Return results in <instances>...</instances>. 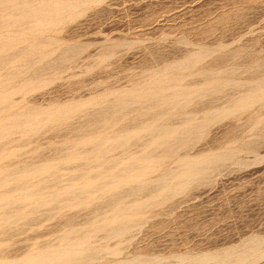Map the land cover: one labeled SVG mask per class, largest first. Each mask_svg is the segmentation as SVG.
Instances as JSON below:
<instances>
[{"label":"rangeland","instance_id":"rangeland-1","mask_svg":"<svg viewBox=\"0 0 264 264\" xmlns=\"http://www.w3.org/2000/svg\"><path fill=\"white\" fill-rule=\"evenodd\" d=\"M15 1L0 264H264V0Z\"/></svg>","mask_w":264,"mask_h":264},{"label":"bare ground","instance_id":"bare-ground-1","mask_svg":"<svg viewBox=\"0 0 264 264\" xmlns=\"http://www.w3.org/2000/svg\"><path fill=\"white\" fill-rule=\"evenodd\" d=\"M83 1V0H80V2ZM3 2V1H2ZM15 3H20V6H22L26 11L27 13H33V9H32V5H29L27 2L25 1H21V0H16ZM2 5V8L4 9H9V7H13L14 4L13 3H3L1 4ZM62 12L61 10L59 11H46L44 8L41 9V16L44 18V19H51V20H57V19H60L62 17ZM4 33V32H3ZM2 34V33H1ZM0 34V35H1ZM8 35V34H7ZM19 35V34H18ZM4 36V35H3ZM3 41L2 43L4 42H7L9 41V39H0V42Z\"/></svg>","mask_w":264,"mask_h":264}]
</instances>
